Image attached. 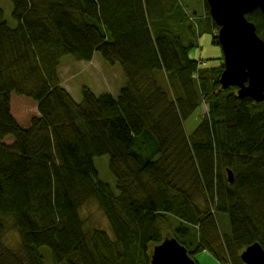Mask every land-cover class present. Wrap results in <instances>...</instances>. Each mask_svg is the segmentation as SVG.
<instances>
[{
  "label": "trees",
  "instance_id": "1",
  "mask_svg": "<svg viewBox=\"0 0 264 264\" xmlns=\"http://www.w3.org/2000/svg\"><path fill=\"white\" fill-rule=\"evenodd\" d=\"M9 1L14 26L0 7V264H42L41 247L53 264H149L166 235L193 260L208 250L221 263L225 249L232 264H244L248 245L264 249V102L222 88L223 56L211 67L190 57L201 34L218 43L206 0L202 12L184 0ZM246 17L264 40L261 11ZM95 52L126 82L116 94L83 88L76 101L59 63ZM13 95L36 106L27 126L11 113ZM178 100L186 114L207 105L191 133ZM100 156L116 191L98 176ZM89 202L111 235L87 228L80 208Z\"/></svg>",
  "mask_w": 264,
  "mask_h": 264
},
{
  "label": "rangeland",
  "instance_id": "2",
  "mask_svg": "<svg viewBox=\"0 0 264 264\" xmlns=\"http://www.w3.org/2000/svg\"><path fill=\"white\" fill-rule=\"evenodd\" d=\"M194 7L201 4L197 0H189ZM0 7L4 11L5 20L10 26H14L15 22L9 16V9L11 8V3L9 0H0ZM217 35V30L213 31ZM211 33H203L199 37V46L193 47L190 52V57L197 62L199 60L203 65L208 67L219 64V57L222 56V50L219 43L212 40ZM161 59L165 65V69L168 70V63L166 56L159 51ZM199 56L202 58L200 59ZM164 70V73L167 71ZM58 76L61 85L69 92L74 100L78 101L81 99V91L83 88H88L96 94L110 92L116 94L125 84L126 79L122 72L121 67L118 64H109L104 61L99 54L95 52L92 59L89 61L75 60L70 55H65L61 58L58 66ZM166 78V76L164 77ZM177 109L183 120V126L186 133H191L196 125L200 122V118L204 113L207 112V105L201 103L200 106L191 114H186L181 102L176 101ZM10 109L15 120L22 126H27L30 118L36 114L35 104L23 97L13 95L10 101ZM4 143L10 144L12 139L6 137L3 140ZM94 165L98 172V176L101 180L107 182L113 191L115 189V181L108 169V158L107 156H100L94 158ZM227 175V173H226ZM196 203L203 207L202 199H196ZM81 217L85 220L87 228H99L103 229L111 235L110 229L108 227L107 218L103 215L102 211L94 202L85 203L80 208ZM219 227L223 232L228 230L229 222L226 214L220 213L218 215ZM177 219L171 218L169 223V228H176ZM167 229V228H166ZM196 229V227H194ZM170 233V231H169ZM173 234H175L173 232ZM177 235V234H176ZM169 236V235H168ZM170 236H172L170 234ZM167 237V235L165 236ZM218 239L223 246V238L219 234ZM14 236L12 234H7L6 241L9 245L14 244ZM244 247H240L237 250L236 256ZM224 249V248H223ZM240 249V250H239ZM42 254V264H53L50 250L47 247L40 248ZM242 252V251H241ZM221 263L218 262L208 250H201L194 254V260L198 264H232L228 252L224 249L221 256Z\"/></svg>",
  "mask_w": 264,
  "mask_h": 264
},
{
  "label": "water",
  "instance_id": "3",
  "mask_svg": "<svg viewBox=\"0 0 264 264\" xmlns=\"http://www.w3.org/2000/svg\"><path fill=\"white\" fill-rule=\"evenodd\" d=\"M209 13L218 26L224 69L222 88L236 87L237 96L264 102V40L247 14L259 9L264 16V0H206ZM227 180L233 181L230 169ZM244 264H264L260 243L248 245L241 253ZM149 264H195L186 248L175 237H166L152 249Z\"/></svg>",
  "mask_w": 264,
  "mask_h": 264
},
{
  "label": "crops",
  "instance_id": "4",
  "mask_svg": "<svg viewBox=\"0 0 264 264\" xmlns=\"http://www.w3.org/2000/svg\"><path fill=\"white\" fill-rule=\"evenodd\" d=\"M188 1H189V0H184V2H186V3L189 5L190 8L194 9V6H193L190 2H188ZM197 2L200 3L201 0H197ZM202 4H203V3L201 2L200 5H198V6L195 7L197 11L202 12V10H203V8H202ZM167 66H168V65H167Z\"/></svg>",
  "mask_w": 264,
  "mask_h": 264
}]
</instances>
